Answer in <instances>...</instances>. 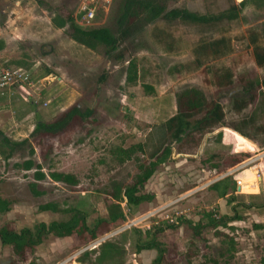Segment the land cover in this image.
I'll list each match as a JSON object with an SVG mask.
<instances>
[{"label":"rangeland","instance_id":"374dc122","mask_svg":"<svg viewBox=\"0 0 264 264\" xmlns=\"http://www.w3.org/2000/svg\"><path fill=\"white\" fill-rule=\"evenodd\" d=\"M116 1L0 0V68L20 61L31 67V74L42 67L51 71L31 89L32 98L24 101L12 91L0 100V131L11 141L27 139L33 149L32 156L24 150L7 161L0 157V198L10 202L9 211L0 215V227L18 231L37 223L65 221L69 214L62 211L70 208L83 211L87 226L92 227L98 219H107L110 184H129L138 164L149 162L152 153L170 145L168 159L141 190L153 196L150 202L131 208L121 204L124 220L109 224L108 233L84 246L76 235L47 236L28 260L79 264L76 258L82 252L111 241L121 250L116 262L151 264L154 250L135 252V231H139L141 239L146 233H156L165 251L163 264H264V88L255 85L264 79V66H257L253 58L254 47H264V0H245L240 8L234 0H164L168 9L184 8L197 14L231 8L238 12V19L215 28L157 21L124 43L119 62L105 60L102 47L90 51L75 44L68 28L52 26L51 18L71 11L74 22L84 29L110 27ZM82 4L93 11L88 25L77 18ZM221 37L228 40L230 52L195 68L193 46ZM129 59L135 61L140 76L134 84L124 81ZM172 67L181 68L175 72ZM223 69L233 76L230 88L217 90L204 82ZM143 84L152 91H144ZM184 88L199 90L206 101H217L224 119L221 127L174 145L163 122L175 113V95ZM234 101L238 106L247 104L237 111ZM72 106L91 109V122L79 125L73 119L55 136H40L34 142L28 138L36 121L50 122ZM136 144L142 145V151L134 150L130 160L120 163L114 158L116 149ZM233 155L247 158L225 169V160ZM27 159L34 166L24 171L20 165ZM36 167L45 176L69 174L77 183L68 186L47 177L35 181ZM244 170L245 185L254 184L255 190L218 198L208 188L225 177L238 180ZM238 181L241 188L244 182ZM32 183L41 195L31 192ZM45 203L55 204L60 211L39 212L37 207ZM225 216L239 220L208 227L210 217ZM197 225L202 228L194 236L190 228ZM223 237L232 239L231 252ZM15 260L8 247L0 246V264H15Z\"/></svg>","mask_w":264,"mask_h":264},{"label":"trees","instance_id":"16d2710c","mask_svg":"<svg viewBox=\"0 0 264 264\" xmlns=\"http://www.w3.org/2000/svg\"><path fill=\"white\" fill-rule=\"evenodd\" d=\"M244 2L245 0L239 3L237 7H242ZM79 16L78 14L77 18ZM237 19L238 12L231 8L215 14H197L184 8L168 9L165 6L164 0H117L115 2V10L111 18L110 27L84 29L74 22L71 11L66 12L63 17L55 16L51 18V23L56 29L68 28L70 30L69 39L75 44L90 51H95L98 47H102L105 60L119 62L123 60L121 47L124 43L135 38L146 26L152 25L157 21H162L166 24L178 21L194 26L215 28L223 23L235 22ZM262 38H264V31ZM251 41L252 44H255L254 38ZM254 48L253 58L255 64L259 67L264 66V47L255 46ZM1 49L2 43H0ZM229 52V42L226 38L222 37L211 41H200L191 50L195 68H200L201 64L206 60L224 57ZM10 67L22 68L25 71H29L31 68L22 66L20 61L13 62L10 64ZM179 68L181 67H172V71L178 72ZM50 72V69L42 67L40 72L38 70L37 73H33L31 78L34 81L39 80L48 76ZM204 72L206 73V71ZM100 77L99 81L101 82L104 77L103 75ZM139 78L140 76L138 75L135 61L133 59L127 60L124 81L127 84H134ZM232 79L233 76L230 70L223 69L220 72L212 74L209 80L205 77L204 82L220 90L230 88L233 84ZM255 85L264 88V79L260 83H255ZM142 88L148 93L152 91V88L145 84L142 85ZM248 91H245V93ZM4 98L5 96H1L0 100ZM246 102L238 106L234 101V110L240 111L247 104ZM175 108V113L163 122V129L171 144L177 145L191 135L197 134V136H200L214 127L222 126L224 115L219 103L213 100L206 101L203 94L194 88H184L175 95ZM91 116V109L80 110L78 107L72 106L50 122L36 121L28 138L34 142L40 136H55L64 132L73 119L80 125L90 123L91 120L89 118ZM231 129L239 135L244 136L238 129L233 127ZM24 150L27 151L28 156L33 155V149L28 144L27 139L18 142L11 141L0 131V157L2 160L7 161L14 153ZM134 150L141 152L142 145L136 144L134 147L127 149H116L113 155L118 162L122 163L131 159ZM170 150V145L164 146L162 149L150 155L149 162L138 164L137 173L133 176L129 184H110L111 190L106 192V195L110 199V203L107 206V219H98L92 227H88L86 214L83 211L76 208L64 209L62 212L69 214V217L65 221H51L47 224L37 223L31 228L23 227L18 231L4 226L0 227V246L10 249L12 255L16 258L15 264H37L34 259L28 260V256L34 253L35 248L47 236L66 238L76 235V237L81 238L83 246L95 241L109 232V224L124 220L121 204H124L126 208H131L137 207L144 202H150L153 199L152 195L142 193L141 190L155 172L156 168L164 164L168 159ZM246 158L247 156L245 155L230 156L225 160V169L236 166ZM20 166L24 171H28L34 165L31 159H27ZM36 169L38 168L36 167ZM46 177L54 183H61L68 186H74L77 183L69 174L49 172L45 176L39 169L33 173V179L35 181L44 180ZM234 185V181L231 178L225 177L213 183L208 188L214 191L218 198H224L234 194L236 188ZM34 186V183L30 185L31 192L36 196L41 195V192L34 191ZM231 203V200L228 201V204ZM232 208L234 210V207ZM9 209L10 202L0 198V215L7 213ZM37 209L39 212L56 213L60 211L53 203L39 205ZM237 220H239L237 216L230 218L225 216L218 219H212L210 217L208 227L216 228ZM168 228L170 227L168 226ZM201 228L202 226L197 225L190 229L194 236H197ZM135 233L136 239L133 243L135 252L154 250L156 256L151 261V264H163L165 251L160 243L157 242L156 233H146L143 239H141L139 231H135ZM223 238L227 240V250L231 252L233 247L232 239ZM120 251V248L115 243L104 241L93 249L82 252L76 258V262L79 264H122L121 259L116 262L119 259Z\"/></svg>","mask_w":264,"mask_h":264},{"label":"built area","instance_id":"2783aa9c","mask_svg":"<svg viewBox=\"0 0 264 264\" xmlns=\"http://www.w3.org/2000/svg\"><path fill=\"white\" fill-rule=\"evenodd\" d=\"M78 14L80 15V23L88 25L93 18V11L87 4L79 6ZM32 74L22 68H0V95L16 91L24 101L32 98L31 89L37 81L32 80ZM33 91V90H32ZM235 184L240 188V182L234 179Z\"/></svg>","mask_w":264,"mask_h":264},{"label":"crops","instance_id":"0c3cea01","mask_svg":"<svg viewBox=\"0 0 264 264\" xmlns=\"http://www.w3.org/2000/svg\"><path fill=\"white\" fill-rule=\"evenodd\" d=\"M236 139L239 141L240 144L244 145L242 142H245L243 139H241L240 137L238 136H235ZM246 172L247 170L243 171V173L241 174H238L237 178L238 180H241L242 182H244V184H242V187L239 188L240 191L244 192V191H252V190H255L256 189V186L254 184H249V185H245V181H247V175H246ZM243 175V177L241 176ZM236 178V177H235ZM234 177L232 179H235ZM244 188V189H243ZM249 189V190H248ZM245 193V192H244ZM234 195L236 196V188H235V192H234Z\"/></svg>","mask_w":264,"mask_h":264},{"label":"water","instance_id":"95a60500","mask_svg":"<svg viewBox=\"0 0 264 264\" xmlns=\"http://www.w3.org/2000/svg\"><path fill=\"white\" fill-rule=\"evenodd\" d=\"M242 1H243V0H234V2L237 3V4L241 3ZM236 191H237V192L239 191V188H238V187L236 188Z\"/></svg>","mask_w":264,"mask_h":264},{"label":"bare ground","instance_id":"6f19581e","mask_svg":"<svg viewBox=\"0 0 264 264\" xmlns=\"http://www.w3.org/2000/svg\"><path fill=\"white\" fill-rule=\"evenodd\" d=\"M240 182V181H239Z\"/></svg>","mask_w":264,"mask_h":264}]
</instances>
